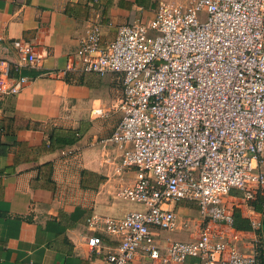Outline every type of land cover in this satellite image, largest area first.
<instances>
[{
  "label": "built area",
  "instance_id": "2783aa9c",
  "mask_svg": "<svg viewBox=\"0 0 264 264\" xmlns=\"http://www.w3.org/2000/svg\"><path fill=\"white\" fill-rule=\"evenodd\" d=\"M150 11L107 42L93 21L75 54L82 71L121 76L120 120L98 142L113 146L104 161L115 175L135 173L117 195L143 205L121 217L91 214L89 248L109 264H261L264 0H162ZM14 48L15 59L0 58L10 80L0 95L20 92L30 79L23 70L39 61L30 42ZM182 200L199 212L180 225ZM237 209L250 228L234 225ZM179 227L193 238H163ZM99 232L118 243L104 250Z\"/></svg>",
  "mask_w": 264,
  "mask_h": 264
},
{
  "label": "crops",
  "instance_id": "0c3cea01",
  "mask_svg": "<svg viewBox=\"0 0 264 264\" xmlns=\"http://www.w3.org/2000/svg\"><path fill=\"white\" fill-rule=\"evenodd\" d=\"M160 1L143 6L137 0H0V58L15 59L14 42L20 40L30 42L39 55L34 67L23 70L30 76L26 86L0 95V264H109L103 253L89 248L93 231L88 217H121L143 205L117 195L135 173L130 169L122 177L115 175L113 165L104 161L113 146L104 149L98 142L120 120L121 76L82 71L75 54L93 21L103 24L107 42L120 24L150 17V8ZM113 75L120 80L119 97L110 91ZM4 82L10 80L0 72V84ZM55 128L82 134L76 142L50 150L45 144ZM260 199L254 204L263 210ZM175 208L180 225L199 212L189 200ZM191 231L179 227L162 236L190 240ZM171 232L183 237H169ZM261 232L262 264L264 214ZM99 234L104 250L118 243L112 235ZM130 264L151 263L139 258Z\"/></svg>",
  "mask_w": 264,
  "mask_h": 264
},
{
  "label": "trees",
  "instance_id": "16d2710c",
  "mask_svg": "<svg viewBox=\"0 0 264 264\" xmlns=\"http://www.w3.org/2000/svg\"><path fill=\"white\" fill-rule=\"evenodd\" d=\"M151 0H137V4L148 6ZM80 130L75 129H65V128H55L54 131L49 135L48 142L45 144L47 149L55 150L57 148H63L66 145L76 142L81 136ZM15 135H13L14 137ZM262 203V200L260 199ZM255 206L260 208L259 205ZM234 225L237 228H250V220L242 215L239 210L234 212ZM194 262V261H193ZM192 262V264H193ZM264 264V262L262 263Z\"/></svg>",
  "mask_w": 264,
  "mask_h": 264
},
{
  "label": "rangeland",
  "instance_id": "374dc122",
  "mask_svg": "<svg viewBox=\"0 0 264 264\" xmlns=\"http://www.w3.org/2000/svg\"><path fill=\"white\" fill-rule=\"evenodd\" d=\"M164 1H171V0H164ZM112 77H115V75H113ZM112 79H113V78H112ZM104 80H106V81L108 82V77L105 78ZM114 81H115V82H114V85L112 86L113 88L109 85V86L111 87V88H110V91H111V93H113V94H116V93H117V94H118V97H119L121 91H119V90L117 91V88H116V87H117V85H118V87H120V86H119V85H120V84H119L120 80H119L117 77H115V78H114ZM109 83H110V82H109ZM111 83H112V81H111ZM118 97H117V98H118ZM110 103L112 104V102H110ZM131 202H132V201H131ZM167 235H168L169 237H176V238H178V237H183V235L180 236V235L177 234V233H176V234H172V232H171L170 234H167Z\"/></svg>",
  "mask_w": 264,
  "mask_h": 264
}]
</instances>
